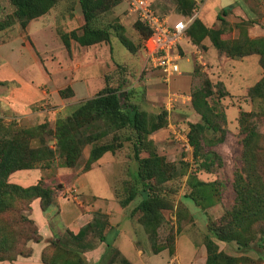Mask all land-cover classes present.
<instances>
[{
	"label": "trees",
	"instance_id": "obj_1",
	"mask_svg": "<svg viewBox=\"0 0 264 264\" xmlns=\"http://www.w3.org/2000/svg\"><path fill=\"white\" fill-rule=\"evenodd\" d=\"M59 1L62 0H9L14 10L11 15L0 19V32L15 23L25 30L29 22L45 15ZM76 1L81 8L83 24L69 32L57 31L67 50L73 41L81 47L106 43L112 51V38L130 53H135L140 48L139 43L126 36L124 26L118 21L101 22L102 16L121 3V0ZM173 1L179 15L190 17L195 11L194 0ZM225 14L226 11H222L217 16L221 22L220 27H207L196 17L187 30L189 41L200 47L202 41L208 38L219 53L229 58L256 54L264 71V37L249 38L243 26L239 27V37H229L222 18ZM134 27L143 46V41L150 32L139 22L134 23ZM121 87L122 83L118 87L105 83L95 96L78 103L68 115L58 117L52 130L46 122L32 127H15L12 122L5 123L0 108V254L3 253L0 261L7 258L13 261L18 256L31 255L28 242L40 241L37 227L29 217L31 203L39 199L44 211L52 203L54 194L42 180L25 188L13 184L9 182L10 174L18 170L48 168L56 158L60 160L61 167L74 169L84 148L89 145L83 167L86 172L106 153L115 154L125 142L131 143L137 171L130 181L124 182V195H120L119 204L126 207L139 198L132 211L139 214L137 222L144 228L151 242L152 252L157 253L165 248L173 252L175 239L169 235L160 242L158 230L164 222L163 211L176 208V191L167 184L176 178L178 172L164 156L157 154L149 139L153 133L167 125V112L163 109L158 114H153L141 110L138 104L130 100L133 92L121 91ZM212 89L213 85L208 78H204L199 87L192 89L189 106L199 116V120L189 123L187 132L197 169L207 173L213 170L215 160L218 165L221 164V158L212 151L205 152L204 147L215 146L224 141V129L219 122L225 124L226 120L225 114L209 102ZM224 95L223 92L219 94L220 97ZM59 96L70 98L73 91L66 87L59 91ZM248 96L252 101H264V74L249 88ZM263 116L264 106L257 112H242L239 115V127L244 136L241 139L242 166L233 174L234 203L217 225L209 224L207 227V234L203 238L205 264H259V261L264 260L261 256L256 261L248 257L230 256L218 247V242L234 243L237 249L245 251L252 247L251 244L259 245L264 242V134L258 129L256 121H253ZM218 132L219 136L216 135ZM45 135L50 139H46ZM50 140L54 141L53 147L48 145ZM36 141L38 144L33 146ZM142 151L147 153L146 157L140 156ZM179 175L183 176L184 173ZM186 186L189 192L184 197L203 211L220 200V185L216 181H200L193 173L188 176ZM21 222L23 226L18 229ZM107 224L105 215L95 212L91 222L78 234L73 235L67 231L65 239L50 241L42 251L41 261L44 264H87L82 255L86 245L92 246L87 237L91 235L97 237L99 242H106L103 230ZM257 234L260 235L258 238ZM21 236H26L22 244L27 250L18 247ZM79 245H83V249ZM106 248V255L110 254V262L130 264L119 257V252L110 243L106 242ZM14 250L15 255L8 256ZM116 258H119L118 263Z\"/></svg>",
	"mask_w": 264,
	"mask_h": 264
},
{
	"label": "rangeland",
	"instance_id": "obj_2",
	"mask_svg": "<svg viewBox=\"0 0 264 264\" xmlns=\"http://www.w3.org/2000/svg\"><path fill=\"white\" fill-rule=\"evenodd\" d=\"M198 1L200 2L201 0ZM163 2L169 5L170 8L173 7V0H163ZM232 2H234V0H207L202 5L201 12H206V15L214 17L221 10L220 6L223 7V5L226 6ZM122 6L124 5H120L119 3L113 7V9L102 16L101 22L108 23L118 21L124 26L126 36L135 43H139L140 48L135 53H130L119 43L115 44L112 51H109L106 43H100L90 49L77 45L73 52L74 55H76L75 63H78L77 60H79V64L83 65L88 61L89 63H87V66L84 68H88L87 74L89 76L91 75L94 78L98 77L101 82L104 81V83L112 87H118V85L122 83L121 91L133 92L130 99L132 103L138 104L140 109L145 112L158 114L163 111V103L168 93L167 88H175L176 80L169 83L166 87L157 71L145 69V57L141 45L142 43L134 27L136 21L130 20L131 18L127 17ZM13 10L14 8L10 5L9 0H0V19H4L7 15H11ZM260 15L261 16H256L255 14V21L260 20L261 17L264 16V8L261 10ZM41 19L43 20L42 22L37 19L31 22V36H29V33L27 34L26 29L23 30L18 23H15L12 27L0 32V37H32L30 43H33L34 49H37L38 52L43 55V58L39 56V61L41 63L39 66L42 65L45 69V73L51 74L50 78L52 79L53 86L57 78V74L56 76L53 75V64L55 62H63L64 64V61L67 59V57H65V59L61 61L60 56H66V52L62 54L65 50L61 48L62 42L57 31H70V29L79 28L83 24V17L80 5L76 0H62L42 16ZM216 24L218 27L220 22L217 21ZM1 39L2 38H0V40ZM26 40L27 39H24V41H22L25 43L27 42ZM112 40H114V38H112ZM22 41L13 43L12 46L19 48V46L23 44ZM180 67L184 78L190 77L192 72L193 81L191 89L199 87L204 78L210 79L213 85V94L209 98V102L211 105H216L218 110L223 112L226 117L225 124L219 122L224 129V141L215 146L204 147L205 152L212 151L221 158L220 165H218L216 160L214 161L213 170L210 173L197 169V163L193 159L192 147L190 150L186 151L180 144L170 139L169 131L167 132L168 134H166V140L162 139L155 142V140L151 139L153 134L149 137L156 148L157 154L164 156L166 161L173 164L178 172L176 178L167 184L176 191L175 196L173 195L176 208L163 211L164 222L159 228V240L163 241V239L169 235L175 240L177 239V253L180 256L181 263H186L199 256V247L203 245V238L204 235L207 234L208 225H217L221 217L234 203L235 195L232 188L233 174L235 170L242 166L241 139L244 136L239 127V115L242 112L250 113L259 111L260 107L264 106V101H252L248 96V92H245V90H233L232 93L228 92L221 81L223 79L221 73L218 71V73L214 72V74L211 72L209 74H204L198 67L193 68L192 62L187 63L185 60L180 61ZM30 76L36 80L39 77L37 73L31 74ZM98 87L99 86L95 84L92 89L77 90L78 96L74 100L70 99L67 101H63L62 99L64 98L60 96L61 99L58 98L55 92L57 88L49 87L46 90L52 93L49 92L47 98L48 102L46 101L47 108L45 112L42 113L43 117H39V115L36 114L23 120L18 116L19 114L11 117L10 113H5L2 119L5 123H14L16 125L15 127H32L43 121L46 122L48 128L52 130L54 122L58 117L68 115L76 108L78 103L84 99L95 96L100 90V87ZM221 92L225 94L223 97L219 96ZM197 117V114L192 111L191 107H186L184 109L181 107L177 109L176 112L172 113L169 120L167 119L168 117L166 119L167 124L169 122L174 123L176 124L175 128L185 131L186 129L184 128L188 127L189 123L196 122ZM253 121H256L258 129L264 134V116L261 119H254ZM177 125H179V127ZM177 131L179 130H176V132ZM216 135L219 136L220 132L216 133ZM207 136H209V134H207ZM45 137L48 140L50 139L47 135H45ZM37 144L36 141L33 143V146ZM48 145L53 147L54 141H48ZM89 149V145L84 148L79 158L78 165L74 169L61 167L59 164L60 160L56 158L48 168L43 167L40 170V174L43 177L42 181L46 180L48 183H51V185L47 187H50L54 194H60L62 198H66V200L73 204L80 202L81 204L83 203L84 206H87L85 203L86 197L78 191L76 186V179L78 177H81L85 182L86 194L88 196L97 194L104 198L107 197L108 194H111L110 188L105 180L107 178H103L102 169L95 168L88 172L86 171V173L83 171ZM140 156L146 157L147 153L142 151ZM101 162L118 164V167H111L108 170L111 180L115 182V190H122L123 186L120 185L122 179L125 178V181H130L137 171V162L133 159L130 142H125L122 148L115 154L108 153L99 161V163ZM182 172L184 175H179V173L181 174ZM82 173H85L83 177L81 176ZM193 173L200 181H216L220 185L219 202L204 211L184 197V195L189 192L186 186V180L188 176ZM44 182L45 181H43V183ZM123 195L124 194L121 196ZM138 199L139 198L130 203V209L135 206ZM22 223L23 222L19 224L18 229L22 228ZM258 236L260 235L257 234L256 237L258 238ZM25 238L26 236H21V244L18 245L19 249L27 250L22 244ZM31 242L33 241H29L28 243ZM251 246L250 249L243 251L237 249L234 243L218 242L219 250L230 256L248 257L255 261L259 256L264 259V242L259 245H256V243L251 244ZM11 252L13 254L8 256L15 255L16 250ZM1 256L3 257V253L0 254V257ZM6 260L11 264V258H7ZM4 262L6 261L2 260L0 264H4ZM259 262V264H264V260Z\"/></svg>",
	"mask_w": 264,
	"mask_h": 264
},
{
	"label": "crops",
	"instance_id": "obj_3",
	"mask_svg": "<svg viewBox=\"0 0 264 264\" xmlns=\"http://www.w3.org/2000/svg\"><path fill=\"white\" fill-rule=\"evenodd\" d=\"M194 1V12L197 13V17L205 26L217 27L216 22L219 21L217 16L222 11H226V14L222 16V18L224 19V26L229 37H239L241 35L239 27L241 26L245 28L246 35L251 39L264 37V16L262 15L263 17H261L258 21H255L256 19H254L256 18L255 14L256 16H261L260 12L264 8V0H234V2L229 5L224 6L222 4L223 7L220 6V9L223 10H220L214 17L206 15V12H201V7L207 0H202L200 2L198 0ZM150 2L152 6L158 10V12L161 14H167L171 20H177L184 17L176 12L175 4H173V7L170 8L169 5L163 2V0H152ZM120 5H124V3H120ZM122 7L126 14V6L124 5ZM41 18L42 16L37 18V20H41L42 22L43 20ZM35 20H32L31 22H34ZM31 22H29L26 27L27 34L29 33V36H31ZM220 25L218 27H220ZM71 30L74 29H70V31ZM0 38H2L0 40V83H6L3 85L0 84L1 117L5 113H10L11 117L19 114L18 116L23 120L36 114L39 115V117H43L42 113L45 112L47 108L46 101L49 92L52 93L51 91L48 92L46 90L49 87L57 88L55 92L57 93L59 99H61L59 97V91L66 87H70L73 91V96L62 99L63 101H67L70 99L74 100L78 96L77 90L92 89L95 84L100 87H98L99 89H102L105 85L104 81L101 82L98 77L94 78L87 74L88 68L86 69L84 67L87 66L86 64L89 63L88 61L83 65L79 64V60H77L78 63H75L76 55H74L73 52L76 48L75 46L78 44L73 41L70 43L69 50H67L62 44L61 48L65 50L62 54L66 52V56L61 55L60 58L61 61H63L65 57H67V59L64 61V64L63 62H55L53 64V75L56 76L57 74V78L52 86V79L50 78L51 74L49 75L45 73L44 67H42V65L39 66V64H41L39 56L43 58V55L38 52L37 49H34L33 43H30L32 37ZM24 39H27V42L24 43ZM19 41L23 42L22 45H18L19 48L12 46L13 43H17ZM117 43L116 39L112 40V50ZM96 45L85 48L90 49ZM107 46L109 51H111L110 46L108 44ZM179 47L182 54L180 61L185 60L187 63L192 62L193 68L197 67L195 63V50L197 48L202 50L203 58L208 65V70L205 72H202L201 69L199 70L204 74H209L210 72L212 74H214V72L221 73L223 78L221 81L223 82L226 90L230 93H232L233 90H245V92H248L249 88L258 82L264 74L258 55L255 54L242 58H229L225 54L219 53L217 49L211 45L208 38L204 39L199 47L193 45L186 36V38L181 41ZM34 73L39 75L37 80L30 76ZM174 81L175 88H167V96L171 92H181L183 94H189L191 100V85L193 81L192 72L190 77L184 78L180 67L179 76L172 78L167 83L162 82L167 87L169 83ZM167 96L163 103V109L165 111L166 109L164 104ZM190 100H185L183 103H177L169 111H166L168 117L167 119L169 120L172 113L176 112L177 109H180L181 107L182 109L190 107ZM198 120L199 116L196 121ZM169 126L175 127L176 124L169 122L164 128H161L153 133L151 139L155 140V142L162 139L166 140V134L170 131ZM177 126L179 127V125ZM184 129L188 132V127ZM107 154L108 153L95 162L91 169H102L103 178H107L105 180L107 181L111 194H108V196L104 198L97 194H91L88 196L86 194L85 182L81 177H78L76 179V186L78 191L86 197L85 203L87 206H84L83 203L81 204L80 202L73 204L72 202L66 200V198H62L60 194H53L52 203L43 211L40 207L39 199L33 200L31 203L29 217L34 221L37 227L38 234L40 235V241L29 243L31 248V255L29 257L18 256L15 260L11 261V264H44L41 261V254L42 251L49 245L50 241L56 238L65 239V233L67 231L73 235L78 234V232L85 225L91 222L95 212L104 214L107 219L108 224L103 230L106 242L110 243L112 247L119 252V257L124 258L130 264H205L206 251L203 245H200L199 247V256L197 258H193L186 263H181L180 256L177 253V239L175 240L172 253L169 252L168 248H165L157 253L152 252L151 242L149 241L142 225L137 222L139 214L132 211L134 207L130 209V204L126 207H121L119 204V198L123 191L120 189L115 190V182L114 180H111L108 172L111 167H118V164H107L106 162L99 163V161ZM40 170L41 168L18 170L10 174L9 182L24 188L34 185L43 178L40 174ZM85 173H82L81 176L83 177ZM43 181H45V186L51 185V183H48L46 180ZM124 182H127L125 181V178L122 179L120 185L123 186ZM87 238V240L91 241L92 246L86 245L84 247L85 249H83V245H79V248L83 249L82 255L87 264H116L115 262H110V254L106 255V242H99L97 237H92L91 235ZM5 261L6 262H4V264H10L8 260ZM116 261L118 263L119 258H116Z\"/></svg>",
	"mask_w": 264,
	"mask_h": 264
},
{
	"label": "built area",
	"instance_id": "obj_4",
	"mask_svg": "<svg viewBox=\"0 0 264 264\" xmlns=\"http://www.w3.org/2000/svg\"><path fill=\"white\" fill-rule=\"evenodd\" d=\"M121 1L126 6L127 17L139 22L150 32L142 46L145 69L158 71L161 80L166 83L179 76V61L182 56L179 45L186 38L187 30L197 17V13L194 12L190 17L171 20L167 14L158 12L149 0ZM195 63L202 72L208 70L207 62L203 58V51L198 48L195 50ZM185 100H190L189 94L169 93L164 104L166 111ZM176 130L179 131L176 132ZM169 136L172 141L180 144L186 151L191 149L186 130L170 127Z\"/></svg>",
	"mask_w": 264,
	"mask_h": 264
},
{
	"label": "water",
	"instance_id": "obj_5",
	"mask_svg": "<svg viewBox=\"0 0 264 264\" xmlns=\"http://www.w3.org/2000/svg\"><path fill=\"white\" fill-rule=\"evenodd\" d=\"M60 187V186H59Z\"/></svg>",
	"mask_w": 264,
	"mask_h": 264
}]
</instances>
